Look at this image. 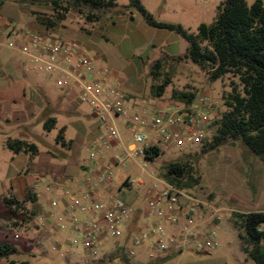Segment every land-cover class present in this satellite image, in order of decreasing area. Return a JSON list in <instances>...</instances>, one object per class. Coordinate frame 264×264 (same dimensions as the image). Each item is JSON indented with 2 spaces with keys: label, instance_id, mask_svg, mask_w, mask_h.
Masks as SVG:
<instances>
[{
  "label": "rangeland",
  "instance_id": "obj_1",
  "mask_svg": "<svg viewBox=\"0 0 264 264\" xmlns=\"http://www.w3.org/2000/svg\"><path fill=\"white\" fill-rule=\"evenodd\" d=\"M140 1L156 20L178 23L193 33L196 32L198 21L211 22L216 13L214 2L200 4L197 0ZM245 1L251 4L254 0ZM116 3L115 7L101 12L98 20L90 22L74 10H69L64 14V18L60 19L50 5H24L26 10H20L16 7L15 0H11L0 10V18L8 19L28 31L36 24L32 12L49 19L53 25L46 30L51 33L53 31L51 35L57 39H71L84 44L97 70L104 73L109 81L121 90L125 99L129 100L128 105H133V111L143 113L148 110L155 113L159 108L178 101L173 97V91H182L193 93L194 99L200 96L213 99L215 103L208 110L212 113L209 124L218 119L227 108L225 102L229 92L233 87L240 89L238 78L228 74L212 81L206 71H202L190 60L175 62L164 55L162 48L152 51L149 46L153 42L149 36L145 41H135L133 46L123 44L119 38L108 34V24H130L137 27L144 25L148 29L152 27L145 23L139 13L123 8L128 0H116ZM189 10L197 11L191 16ZM180 40L185 43L181 37ZM181 44L183 43H180L177 50L180 53L185 51ZM1 55H4L2 48L0 57ZM5 57L8 59L4 65L6 70L1 67V72L14 71L16 67L20 69L16 70L15 82L9 85L11 90H2L0 96L9 100L4 109L0 107V243L9 244L16 251L7 258H1L0 264H11L10 261L14 264H139L136 262V256L128 255L131 245H127L125 249L120 248V239L103 238L95 246L96 255L92 256L83 249L77 236V243L68 245L63 233L62 236L60 233L52 234L46 231L40 221L35 223L36 215L31 214L34 203H23L25 210L19 211L18 214L12 213L4 205V197L23 200L22 180L33 170L32 162L39 158L40 152H45L52 160L60 162L67 161L69 157L71 140L63 134L65 142L70 141V145L61 146L55 141L58 127L47 132L43 128L44 121L56 113H63L72 119L79 116L74 107L58 110L52 104L46 105V102L53 103L65 94L55 84L51 75L35 70L25 56L16 51H6ZM157 59L164 62L160 75L154 79L150 75V68ZM167 76L170 77V83L163 94L160 97L154 96L151 86L160 83ZM24 104L25 107L28 105L25 109ZM77 108L81 114L80 120L90 123L92 120L87 115L88 106L77 103ZM116 124L123 128L119 120H116ZM22 131L26 135L25 141L37 146L35 155L14 154L6 148V139L17 138V134ZM212 131L209 128V136ZM201 145L188 144L180 151H165L153 161H146L142 156L126 158L121 148L108 150L112 158L117 157L119 160L118 164L110 162L114 187L117 188L126 179L129 181V189H116L114 198L143 206L148 197L147 189L155 178H161L164 166L169 162L183 160L188 161L200 177V182L194 189L206 192L207 199L214 200L221 208V221L212 226L216 241L212 251L204 252L196 244L190 243L181 252L173 254L168 261L157 260L148 264H239L243 241L239 236H244V233L239 223L236 224L233 213L264 211V165L261 160L240 141L225 143L205 153L200 151ZM86 153L88 154V151ZM25 179L27 182L31 180L28 176ZM46 181L44 178L42 184L37 186L40 196L38 204L43 210L48 208V199L52 194L44 190ZM138 181L142 183L138 184ZM237 190L246 194L251 191L250 201L246 200L244 204H240L230 200V196ZM55 222L54 220L49 224ZM250 262L246 256L241 264H251Z\"/></svg>",
  "mask_w": 264,
  "mask_h": 264
},
{
  "label": "built area",
  "instance_id": "obj_2",
  "mask_svg": "<svg viewBox=\"0 0 264 264\" xmlns=\"http://www.w3.org/2000/svg\"><path fill=\"white\" fill-rule=\"evenodd\" d=\"M197 1L206 4L222 0ZM12 25L11 21L0 18V29ZM24 36V43L11 40L6 46L25 56L35 70L51 75L55 84L71 94L76 103L89 107L93 119L104 129L99 138L106 150L113 140L126 158L142 156L145 159L146 148H157L161 154L180 151L188 144H200L209 136L208 110L215 103L210 97L200 96L188 104L178 101L159 108L155 113L133 111L121 90L104 73L95 69L84 45L43 33L26 32ZM116 120L128 129V143L122 141ZM113 162L118 164V158L115 157ZM35 176L36 181H40V177ZM99 179L103 182L112 180L110 164L106 165ZM86 199L87 196L72 195L67 205L66 212L74 234L69 242L74 245L79 239L83 249L92 256L96 255L95 246L106 237L120 239L122 246L131 245L128 250L130 257L136 255L134 246L145 243L158 253L182 250L188 243L196 244L204 252L212 251L216 246L211 225L221 220L220 210L212 207L206 195L199 190L181 189L163 178H155L146 201L147 223L130 231L127 225L132 209L124 201L114 197L96 201ZM50 205L55 207L56 202L52 201ZM77 212L85 214L84 219L80 220ZM66 226L60 220L57 229L63 230Z\"/></svg>",
  "mask_w": 264,
  "mask_h": 264
},
{
  "label": "trees",
  "instance_id": "obj_3",
  "mask_svg": "<svg viewBox=\"0 0 264 264\" xmlns=\"http://www.w3.org/2000/svg\"><path fill=\"white\" fill-rule=\"evenodd\" d=\"M23 5H50L58 18L74 10L83 15L85 20H98L100 13L117 5L116 0H16ZM2 2L0 1V4ZM127 10L139 13L145 23L153 28L172 31L183 38L188 46L183 55L172 56L175 62L190 60L202 71H206L210 80H217L225 75L238 78L240 89L233 87L225 102L226 110L221 116L210 122L212 134L201 142L202 153L214 150L232 142H242L264 165V0H254L247 4L245 0H222L216 6L215 17L209 23H200L196 32H190L178 23L156 20L143 6L140 0H128L123 6ZM38 23L46 29L53 24L49 19L32 12ZM164 60H155L150 68V75L156 79ZM170 77L151 86L154 96L160 97ZM173 97L186 104L194 99L193 93L173 91ZM55 125V118L49 117L43 123L47 132ZM55 141L67 147L63 128L55 136ZM5 146L12 153L35 155L37 146L34 143L17 138H7ZM161 152L157 148H146L144 158L153 161ZM161 178L181 189H194L200 177L188 161L176 160L164 166ZM36 201L35 194L26 188L23 200L3 198L4 205L14 214L25 210L23 203ZM34 214V210H31ZM236 224L243 230L241 249L252 261V264H264V211L234 212ZM122 249V248H121ZM9 244L0 243V259L15 253ZM11 264L14 262L10 261ZM20 264H25L24 262Z\"/></svg>",
  "mask_w": 264,
  "mask_h": 264
},
{
  "label": "crops",
  "instance_id": "obj_4",
  "mask_svg": "<svg viewBox=\"0 0 264 264\" xmlns=\"http://www.w3.org/2000/svg\"><path fill=\"white\" fill-rule=\"evenodd\" d=\"M0 1L2 2L0 4V10H2V7L5 6L6 2L9 4L11 0H0ZM213 2L217 6L218 2L217 1H213ZM16 7L20 10H26V6H24L23 4H19L17 2H16ZM189 11H190L189 14L192 16L193 14L195 15L197 10H189ZM34 22L36 24L32 25L30 29L31 31L25 30L22 26L15 25L14 23H12L13 25L9 28L0 29V48L4 49V55H1L0 57V69L1 67L5 69L4 65L8 60L5 57L6 51L13 50L18 52L16 49H10L6 46L11 40H15L17 43L22 44L26 41V38L24 36L26 32H36V33H43L48 35H51L53 33V31L52 33L48 32V30H46L43 24L38 23L36 20ZM121 22H124V20H121ZM200 23L202 22L198 21V23L196 24V28ZM204 23H209V22H204ZM106 31L108 32V34H111L119 38L123 42V44L128 46L130 45L133 46L135 41H142V40L145 41L146 38L149 36L150 40L153 42L149 46L151 47L152 51L157 48H162L164 55L168 57L177 56L180 54L183 55L186 52L188 46L187 42L183 38L181 39H183L185 43L181 42L180 36L172 31H167L164 29H158L153 27L151 29H148L144 25L137 27L136 25L135 26L130 24L118 25L114 23V24H108L106 27ZM180 43H183L181 45L184 46L183 48L185 50L182 53L177 51L180 46ZM17 68L19 67H16L14 71H9L4 73L0 71V96H2V90L3 92L6 91L7 89L9 91L11 90V88H9V85L15 82L14 79H16L17 76V72H16V70H18ZM95 69L97 70L96 67ZM7 104H9V100L4 99V97L3 98L0 97V107L4 109V107ZM25 104L23 105L24 109L28 107V105L25 107ZM48 104H52L56 106L58 110L65 109L67 107H74L79 114L77 118H73V119L67 118L66 116L63 115V113H56L53 116L55 118L54 128L56 126L58 127L57 132L60 128H63V134L67 139L71 140L70 154L67 161L60 162V161L52 160L50 156L45 152H40L39 158L32 162V165L34 166L32 167L33 170L26 175L31 180L27 182L25 179L26 176L22 180L24 184L23 190H24V196H25L26 188H29L36 196V201L34 202V206L32 208L34 210V214L36 215V220L34 222L37 223L38 221H40L42 223V226H44V228L46 229V231L48 230L52 234L60 233L61 235V233H63L64 234L63 237L66 236L65 242H67L68 245H71L69 241L73 239L72 237L74 236V234L71 231L72 227L69 223V214L66 212L67 211L66 208L70 202L71 196L78 194L82 196H87L86 201L89 200L96 201L103 198L113 197L115 191L121 190L122 188L123 190L129 189V181L128 179H126L121 183L120 186L115 188L114 183H112V180L110 182H103L99 179V175L106 170V165L110 164V162L114 160V158H112L109 155L108 150L114 151L116 149H119V147L117 146L116 141L113 140L110 141L109 149L106 150L103 147V142L99 137L103 133L104 129L97 121L93 119V117L90 114V110H88L87 115L91 118L92 121L90 123L88 122L84 123L80 120L81 114L78 111L77 103L73 100V96L71 94L65 93L57 100H55L53 103L51 101L46 102V105ZM131 108L134 109L132 104H131ZM211 115L212 113H209L208 118H210ZM19 123H21V121H19ZM120 130H121L122 141L124 143H128L130 138V133L128 129L123 126V128H120ZM17 138L21 140H25L26 139L25 132L24 131L19 132L17 134ZM87 151L88 154L86 153ZM85 153L87 154V156ZM91 155H93V158L90 157ZM152 171L155 174L153 169ZM35 175L40 177V181H36ZM44 178L47 179V181L44 184L45 192H52L51 197L48 199V202L49 203H51L52 201L56 202L55 207H51V205L49 204L50 207L48 206V208L45 210L39 207L38 203L40 196L37 191V186L39 184H42ZM149 188L147 189V193ZM210 189L215 191V189L213 188ZM217 191L221 193V190L218 188ZM202 193L203 195L207 196L206 192H202ZM223 193H225V191ZM251 196H252L251 191H249V194H246L243 193L241 190H237L235 191V193H233L230 196L231 198L229 199L234 200L240 204H244V201L246 200L250 201ZM146 201L143 206L134 205L133 203H127L126 201H124L132 209L131 218L127 225L128 231L133 230L139 226L143 227L147 223L148 209L146 206ZM208 203L212 207L219 209L221 215V208L216 204L214 200L208 199ZM77 215L80 218V220L84 219L85 217V214L83 213L77 212ZM54 220L56 221L55 223L49 224V222ZM60 220L67 224L66 228L63 230L57 229V224L58 221ZM152 220L157 221L154 218ZM220 221L221 220L216 221L214 224L219 223ZM168 230H170L169 227ZM189 244L190 243H188L187 245L189 246ZM187 245L185 246V248L187 247ZM122 247L125 249L126 246L121 245L120 248ZM137 247L138 249H136ZM134 249L136 251L135 256L137 257L136 262L139 264H148L157 260L168 261L173 254L177 252L179 253L183 250V249L174 250L169 253H158L152 250L150 245L146 243L139 246H134ZM240 251H241V258L239 264L243 263L246 258V254L242 251L241 247H240ZM249 261L251 260L249 259ZM250 263L252 264V261Z\"/></svg>",
  "mask_w": 264,
  "mask_h": 264
}]
</instances>
